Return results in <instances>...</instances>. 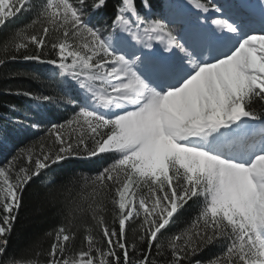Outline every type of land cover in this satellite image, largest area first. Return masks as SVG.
Returning a JSON list of instances; mask_svg holds the SVG:
<instances>
[{
	"label": "snow or ice",
	"instance_id": "1",
	"mask_svg": "<svg viewBox=\"0 0 264 264\" xmlns=\"http://www.w3.org/2000/svg\"><path fill=\"white\" fill-rule=\"evenodd\" d=\"M187 4L204 15L180 5L157 12L151 0H142L141 15L136 0H119L105 27L97 17L107 0H0V28L35 13L6 40L12 54L0 65H51L79 90L34 97L78 109L49 130L58 147L26 148L0 166V264H20L5 257L28 184L69 159L105 154L115 158L91 183L94 196L114 191L118 229L105 222L102 203L89 204L106 246L86 228L87 250L73 255L75 233L60 226L47 264H160L154 246L162 264H264V17L257 29L238 0ZM49 46L57 58H45ZM190 201L200 202L197 215L162 244ZM131 223L146 251L127 242ZM217 245L223 251L207 261L193 259Z\"/></svg>",
	"mask_w": 264,
	"mask_h": 264
},
{
	"label": "trees",
	"instance_id": "2",
	"mask_svg": "<svg viewBox=\"0 0 264 264\" xmlns=\"http://www.w3.org/2000/svg\"><path fill=\"white\" fill-rule=\"evenodd\" d=\"M118 2L119 0H107L103 14L97 17L105 27L114 18ZM151 2L155 6L154 10L160 11L166 1L151 0ZM136 4L140 8L141 15H144L147 10L141 7L142 0H136ZM34 16V12L22 13L11 23L0 28V58L12 54L4 51L6 40L15 30L28 25ZM39 29L40 25L37 24L28 29V34ZM49 39L54 41L56 36L53 35ZM35 51V46H30L28 54ZM44 52L46 59L57 58L56 52L50 46L46 47ZM68 84L72 87L66 86L65 78L61 77L59 70L51 65L23 59L8 60L0 65V166H4L26 148H33L38 152L42 144L46 147H58L53 144L54 138L49 135V130L53 124H66L75 116L78 109L65 105L62 101L49 103L34 97L49 95L58 98L65 96L66 92L79 91L75 82L69 80ZM24 91L30 92L31 97L17 94ZM67 131V128L64 129L65 134ZM114 158L111 154H105L93 159H69L44 170L40 177L34 178L26 187L22 206L16 213L17 219L9 237L5 258L13 256L20 263L38 260L39 264H47L49 258L47 253L54 241L55 231L60 226L71 227L75 233V239L69 248V252L73 255L87 250L84 239L86 228H91L92 234L101 241V246L105 247L102 233L93 219L89 204L95 207L96 204L102 203L106 209L102 213L105 222L110 227L118 229V223H113L111 197L114 191L109 190L106 194L101 192L94 196L95 186L91 181ZM189 205L163 232L160 237L162 244L166 245L170 236L185 230L197 215L200 202L190 201ZM70 220L71 225H69ZM48 233L52 235H47ZM139 235L136 223H131L126 229V240L129 244L135 243L138 252H143L147 250V243L140 242ZM221 251H223L222 245L212 246L193 259L207 261ZM152 252V258L162 264L164 258L155 255V246ZM130 255L134 259L139 258L138 253H130Z\"/></svg>",
	"mask_w": 264,
	"mask_h": 264
},
{
	"label": "rangeland",
	"instance_id": "3",
	"mask_svg": "<svg viewBox=\"0 0 264 264\" xmlns=\"http://www.w3.org/2000/svg\"><path fill=\"white\" fill-rule=\"evenodd\" d=\"M238 1H240V0H238ZM171 2L172 3H169L167 10L165 9L164 12H168L170 10V6L171 5L177 4V5L182 6L185 10L186 9L192 10V14L191 15H193V16H195V15H204V14L199 13L198 10H196L191 5H188L186 3V1H184V0H172ZM212 2H217V0H212ZM252 6L258 7V9H260L263 6V0H249V5H248L249 8L243 7L240 12H241V15L244 17V19L247 22H251L254 27L259 28L261 26V18L258 19V17H254V16H249L248 17V15L250 13L254 12L253 10L255 8L252 7ZM251 10H252V12H251ZM250 15H252V14H250ZM20 264H25V263H20Z\"/></svg>",
	"mask_w": 264,
	"mask_h": 264
},
{
	"label": "bare ground",
	"instance_id": "4",
	"mask_svg": "<svg viewBox=\"0 0 264 264\" xmlns=\"http://www.w3.org/2000/svg\"><path fill=\"white\" fill-rule=\"evenodd\" d=\"M184 1H186V3H187V0H184ZM240 3L242 4V5H244L245 7H247V8H249L248 7V5H249V2H248V0H240ZM189 5V4H188ZM252 7H254V6H252ZM255 8V7H254ZM255 10V9H254ZM247 13V12H246ZM259 13V14H258ZM259 15V16H258ZM248 16H257L258 18L260 17L261 19H262V17H264V0H263V6L260 8V9H258V7L256 8V13H254L253 15H248ZM257 29H259V28H257Z\"/></svg>",
	"mask_w": 264,
	"mask_h": 264
}]
</instances>
